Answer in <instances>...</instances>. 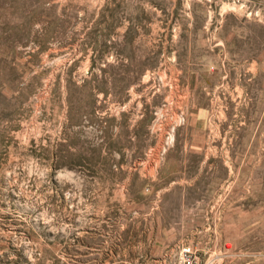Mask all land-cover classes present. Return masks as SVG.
Wrapping results in <instances>:
<instances>
[{"label": "rangeland", "instance_id": "1", "mask_svg": "<svg viewBox=\"0 0 264 264\" xmlns=\"http://www.w3.org/2000/svg\"><path fill=\"white\" fill-rule=\"evenodd\" d=\"M264 264V0H0V264Z\"/></svg>", "mask_w": 264, "mask_h": 264}, {"label": "built area", "instance_id": "2", "mask_svg": "<svg viewBox=\"0 0 264 264\" xmlns=\"http://www.w3.org/2000/svg\"><path fill=\"white\" fill-rule=\"evenodd\" d=\"M175 264H200L197 251L190 245H181Z\"/></svg>", "mask_w": 264, "mask_h": 264}]
</instances>
